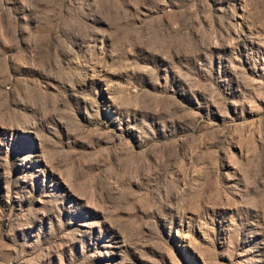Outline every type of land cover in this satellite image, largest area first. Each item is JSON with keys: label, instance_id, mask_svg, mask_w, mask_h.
I'll use <instances>...</instances> for the list:
<instances>
[{"label": "rangeland", "instance_id": "rangeland-1", "mask_svg": "<svg viewBox=\"0 0 264 264\" xmlns=\"http://www.w3.org/2000/svg\"><path fill=\"white\" fill-rule=\"evenodd\" d=\"M0 264H264V0H0Z\"/></svg>", "mask_w": 264, "mask_h": 264}]
</instances>
